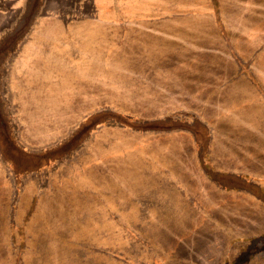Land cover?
I'll return each instance as SVG.
<instances>
[{
    "label": "rangeland",
    "instance_id": "rangeland-1",
    "mask_svg": "<svg viewBox=\"0 0 264 264\" xmlns=\"http://www.w3.org/2000/svg\"><path fill=\"white\" fill-rule=\"evenodd\" d=\"M0 264H264V0H0Z\"/></svg>",
    "mask_w": 264,
    "mask_h": 264
},
{
    "label": "crops",
    "instance_id": "crops-1",
    "mask_svg": "<svg viewBox=\"0 0 264 264\" xmlns=\"http://www.w3.org/2000/svg\"><path fill=\"white\" fill-rule=\"evenodd\" d=\"M220 104H221V103H220ZM220 104H219V105H220Z\"/></svg>",
    "mask_w": 264,
    "mask_h": 264
}]
</instances>
